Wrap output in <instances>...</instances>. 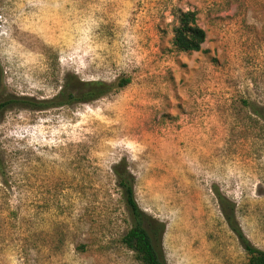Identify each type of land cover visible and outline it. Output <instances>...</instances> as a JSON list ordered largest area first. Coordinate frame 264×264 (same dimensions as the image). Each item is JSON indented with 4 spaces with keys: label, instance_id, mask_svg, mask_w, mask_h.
I'll return each mask as SVG.
<instances>
[{
    "label": "rangeland",
    "instance_id": "rangeland-1",
    "mask_svg": "<svg viewBox=\"0 0 264 264\" xmlns=\"http://www.w3.org/2000/svg\"><path fill=\"white\" fill-rule=\"evenodd\" d=\"M195 12L201 51L173 44ZM7 92L67 75L118 87L87 104L0 117V264H140L113 168L163 222L167 264H249L218 194L264 251V0H0Z\"/></svg>",
    "mask_w": 264,
    "mask_h": 264
},
{
    "label": "trees",
    "instance_id": "trees-1",
    "mask_svg": "<svg viewBox=\"0 0 264 264\" xmlns=\"http://www.w3.org/2000/svg\"><path fill=\"white\" fill-rule=\"evenodd\" d=\"M177 17L179 26L175 29L173 40L176 50L184 53L201 51L206 40V33L198 26L196 13L179 11ZM129 83V80H124L115 87L102 81H82L75 75H67L59 95L51 100L37 101L7 92L4 71L0 63V117L12 110H48L92 103L105 97L113 88L121 89ZM262 113L263 115L260 114V116L264 117V110ZM113 171L130 219V229L122 238L123 245L133 253L134 259L140 264H167L163 250L165 224L148 215L139 206L135 194L136 179L129 171L127 163L125 161L118 163ZM218 199L228 225L248 256L249 264H264V251L256 248L244 235L236 220L235 206L220 194Z\"/></svg>",
    "mask_w": 264,
    "mask_h": 264
}]
</instances>
